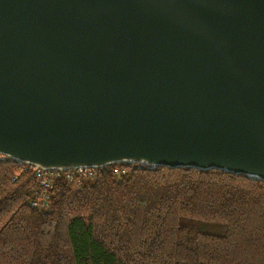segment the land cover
<instances>
[{"label":"water","instance_id":"95a60500","mask_svg":"<svg viewBox=\"0 0 264 264\" xmlns=\"http://www.w3.org/2000/svg\"><path fill=\"white\" fill-rule=\"evenodd\" d=\"M0 155L264 181V0H0Z\"/></svg>","mask_w":264,"mask_h":264},{"label":"trees","instance_id":"16d2710c","mask_svg":"<svg viewBox=\"0 0 264 264\" xmlns=\"http://www.w3.org/2000/svg\"><path fill=\"white\" fill-rule=\"evenodd\" d=\"M36 185L0 156V264H264L262 180L117 162L76 189L58 177L44 210Z\"/></svg>","mask_w":264,"mask_h":264},{"label":"built area","instance_id":"2783aa9c","mask_svg":"<svg viewBox=\"0 0 264 264\" xmlns=\"http://www.w3.org/2000/svg\"><path fill=\"white\" fill-rule=\"evenodd\" d=\"M29 166L37 178V185L31 192L29 205L38 210H44L48 207L51 200V189L58 177H62L73 189H76L87 182L94 181L99 170L97 167L78 166L65 171H59L57 169H43L33 165ZM124 172L123 166L113 167L115 176H121Z\"/></svg>","mask_w":264,"mask_h":264},{"label":"rangeland","instance_id":"374dc122","mask_svg":"<svg viewBox=\"0 0 264 264\" xmlns=\"http://www.w3.org/2000/svg\"><path fill=\"white\" fill-rule=\"evenodd\" d=\"M1 156V155H0Z\"/></svg>","mask_w":264,"mask_h":264}]
</instances>
